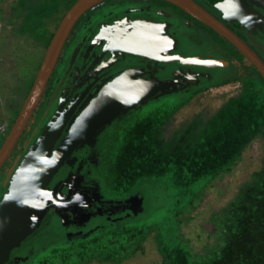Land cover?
I'll list each match as a JSON object with an SVG mask.
<instances>
[{
  "label": "flooded vegetation",
  "instance_id": "obj_1",
  "mask_svg": "<svg viewBox=\"0 0 264 264\" xmlns=\"http://www.w3.org/2000/svg\"><path fill=\"white\" fill-rule=\"evenodd\" d=\"M193 1L242 40L264 64V23L260 21L264 20V6L260 1ZM114 26L119 34L129 27H162L167 31L163 36L169 38L167 48L148 56L119 52L108 63L104 57L112 41L98 58L79 56L86 39L96 35L100 28ZM192 58L224 64L184 61ZM128 70L137 71L146 79L176 82L178 89L166 95H178L189 101L217 86H242L247 74L262 79L254 64L228 40L169 2H102L86 11L72 28L22 134L1 165L0 201L12 174L49 122H63L61 137L65 136L99 91ZM141 106L117 117L72 151L49 187L57 185L53 205L40 226L12 251L5 264L28 262L51 244H59V239L63 240V246L72 249L135 217L134 211L139 210L134 205L136 197L128 201L132 195H114L108 174L115 141L132 122L130 115ZM138 197L142 198L139 194Z\"/></svg>",
  "mask_w": 264,
  "mask_h": 264
},
{
  "label": "rangeland",
  "instance_id": "obj_2",
  "mask_svg": "<svg viewBox=\"0 0 264 264\" xmlns=\"http://www.w3.org/2000/svg\"><path fill=\"white\" fill-rule=\"evenodd\" d=\"M7 1L13 2V0ZM75 1L65 0L57 5L56 10L48 18L44 35L52 32L53 36L62 17ZM8 11L3 8L4 21L0 20V43L16 25L11 24L12 21H10L11 25L7 22L10 19L6 15ZM115 28V26L100 28L96 35L81 44L83 50L81 53L79 51V56L82 54L83 59H86L88 55L98 58L99 54L110 45L109 43L119 35L115 32ZM13 39L15 37L7 40L5 47L0 44V128L4 127V130L0 131V147L29 93L36 70L40 67L50 42L49 39L44 47L42 45L44 40L40 38L41 43L24 42L22 47H15L12 50L10 45L16 41ZM19 50L28 51V53L20 58V55H16ZM240 87L237 84L217 86L202 93L201 96L196 95L190 101L182 100L178 95H161L142 104L137 112L130 115L132 122L115 141L110 153L112 162L109 165L108 174L109 185L114 188V195H132L128 201L136 197L135 200L138 201L134 205L141 210L137 213L140 214L122 221L119 228L100 232L96 235L97 237L85 243L76 244L72 249L63 246L61 244L63 240L59 239V244H51L45 251L22 264H81L93 250L103 249L102 247L110 241L125 238V242L128 243L139 242L136 239L145 232L148 236L143 239V251L136 252L122 264H167L154 239L155 231L162 230L167 225V217L174 218L172 221H178V229L192 245L187 251L180 249L173 255L170 262L174 264H238L239 261H242V264L243 262L264 264V247L261 242H258V255L252 256L251 261L245 259V254H237V249L233 246L216 253L214 257L194 259L192 255V253L197 254L198 246L201 250L211 247L214 240L211 239L209 245L205 244L206 235H213L219 229L213 215L229 204L254 175L264 171V133L255 137L244 147L239 161L230 171L212 177L210 182L201 186V192L198 190V184H191L190 189L184 191L183 200L179 202H176L174 195L181 191V187L186 186L181 184L178 170L172 169L167 172L163 165L165 160H160L157 152L153 151L157 139L170 141V135L172 131H175V126H180L181 122L187 123L193 115L204 112L203 109L218 108L219 102L214 99L232 93ZM205 117L202 121L206 120ZM138 194L142 197L141 199H137ZM83 264L115 263L91 261Z\"/></svg>",
  "mask_w": 264,
  "mask_h": 264
},
{
  "label": "trees",
  "instance_id": "obj_3",
  "mask_svg": "<svg viewBox=\"0 0 264 264\" xmlns=\"http://www.w3.org/2000/svg\"><path fill=\"white\" fill-rule=\"evenodd\" d=\"M64 1L0 0V20H3L4 8L9 10L6 15L10 19L7 22L16 24L10 34L4 35L5 41L0 43L1 46L5 47L6 41L15 37L13 40L16 41L12 45L8 44L12 50L22 47L24 42L41 43L40 38H43L42 45L45 47L52 37V32L49 35L43 34L47 30L48 18L57 5ZM26 53L28 51L19 50L16 55L22 58ZM214 100H218V108L203 109L204 112L193 115L187 123L181 122L180 126L178 123L175 131L171 132L170 141L165 142L162 138L155 141L153 151L161 157L160 160H165L163 165L167 172L177 169L181 184L187 187H181V191L174 195L176 202L183 200L184 191L190 189L191 184H198L201 192V186L210 182L212 177L230 171L239 161L244 147L264 133V81L259 76L247 74L239 89ZM204 117L206 120L202 121ZM213 216L219 229L213 235H206L205 244L209 245L211 239L214 241L211 247L202 250L200 246L196 247L197 254L192 253L194 259L214 257L229 246L235 247L237 254H245L247 261L258 255V242L264 247V171L254 175L234 199ZM173 219L167 217V225L155 231L154 235L167 264H174L170 260L180 249L187 251L192 247L178 229V221ZM147 236L146 232L140 235L136 239L139 242L128 243L125 238L110 241L103 249L93 250L84 262L122 264L136 252L143 251V239ZM237 263L242 264V261Z\"/></svg>",
  "mask_w": 264,
  "mask_h": 264
},
{
  "label": "water",
  "instance_id": "obj_4",
  "mask_svg": "<svg viewBox=\"0 0 264 264\" xmlns=\"http://www.w3.org/2000/svg\"><path fill=\"white\" fill-rule=\"evenodd\" d=\"M105 1L107 0H76L62 17L46 48L29 93L0 147V167L22 134L72 28L86 11ZM163 1L177 6L228 40L254 64L264 80V64L256 54L193 0ZM258 1L264 6V0ZM260 21L264 23V20ZM165 32L167 31L162 27H129L115 38L104 59L109 63L119 52L142 56L162 53L166 50L169 39L163 36ZM184 61L203 65L224 64L222 61H206L202 58ZM178 87L174 81L146 79L137 71L128 70L99 91L65 136L61 137L65 125L63 122H49L24 156L0 201V264H5L12 251L40 226L54 203L57 185L49 188L52 179L74 149L122 114L149 100L172 93ZM140 211H134V214Z\"/></svg>",
  "mask_w": 264,
  "mask_h": 264
},
{
  "label": "built area",
  "instance_id": "obj_5",
  "mask_svg": "<svg viewBox=\"0 0 264 264\" xmlns=\"http://www.w3.org/2000/svg\"><path fill=\"white\" fill-rule=\"evenodd\" d=\"M4 130V127L2 126V128H0V131H3Z\"/></svg>",
  "mask_w": 264,
  "mask_h": 264
}]
</instances>
